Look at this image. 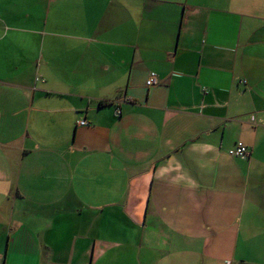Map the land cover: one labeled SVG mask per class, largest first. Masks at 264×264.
Listing matches in <instances>:
<instances>
[{"label": "crops", "instance_id": "crops-1", "mask_svg": "<svg viewBox=\"0 0 264 264\" xmlns=\"http://www.w3.org/2000/svg\"><path fill=\"white\" fill-rule=\"evenodd\" d=\"M0 264H264V0H0Z\"/></svg>", "mask_w": 264, "mask_h": 264}, {"label": "built area", "instance_id": "built-area-1", "mask_svg": "<svg viewBox=\"0 0 264 264\" xmlns=\"http://www.w3.org/2000/svg\"><path fill=\"white\" fill-rule=\"evenodd\" d=\"M158 83V77L154 72H150L148 74V77L145 81L146 87H151L153 85H156ZM119 114V111H116V115ZM79 125H85L86 121L84 119H81L78 121ZM230 156L238 157V158H245L249 154V149L246 145H244L242 142H236L234 145L227 151Z\"/></svg>", "mask_w": 264, "mask_h": 264}]
</instances>
